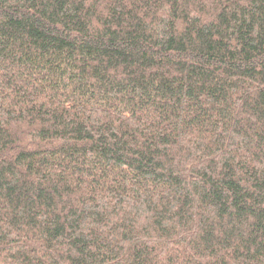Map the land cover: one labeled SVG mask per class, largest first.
<instances>
[{
  "label": "trees",
  "instance_id": "1",
  "mask_svg": "<svg viewBox=\"0 0 264 264\" xmlns=\"http://www.w3.org/2000/svg\"><path fill=\"white\" fill-rule=\"evenodd\" d=\"M0 264H264V0H0Z\"/></svg>",
  "mask_w": 264,
  "mask_h": 264
}]
</instances>
